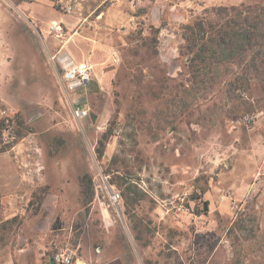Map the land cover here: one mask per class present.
<instances>
[{
	"label": "rangeland",
	"instance_id": "374dc122",
	"mask_svg": "<svg viewBox=\"0 0 264 264\" xmlns=\"http://www.w3.org/2000/svg\"><path fill=\"white\" fill-rule=\"evenodd\" d=\"M128 1L85 0L68 25L66 47L94 66L73 122L46 31L63 13L0 0V115L26 126L5 156L0 264H50L60 248L73 264H264V68L231 97L180 54L183 24L255 0ZM130 183L141 198L126 206Z\"/></svg>",
	"mask_w": 264,
	"mask_h": 264
},
{
	"label": "trees",
	"instance_id": "16d2710c",
	"mask_svg": "<svg viewBox=\"0 0 264 264\" xmlns=\"http://www.w3.org/2000/svg\"><path fill=\"white\" fill-rule=\"evenodd\" d=\"M181 35L184 44L180 54L186 57L191 77L223 82L227 94L232 97L239 87L248 86L251 78L259 76L264 68V0L212 6L204 14L183 24ZM245 102L248 104L243 110L249 113L251 103ZM110 125L97 140L98 157L102 156L104 139L111 133ZM7 126L15 137L3 142L2 131ZM25 133L26 126L21 116H0V151L11 149ZM126 190L122 193L126 206L141 198L136 195L133 184L127 185ZM202 204L206 211L208 202L203 201Z\"/></svg>",
	"mask_w": 264,
	"mask_h": 264
},
{
	"label": "built area",
	"instance_id": "2783aa9c",
	"mask_svg": "<svg viewBox=\"0 0 264 264\" xmlns=\"http://www.w3.org/2000/svg\"><path fill=\"white\" fill-rule=\"evenodd\" d=\"M84 1L85 0H51V5L63 13L74 14L80 11ZM118 1L120 0H109L110 4H114ZM128 4L130 7H133L135 0H129ZM100 13L101 12L98 13L97 17L102 14ZM46 31L60 42L57 50L58 55H52L50 58L55 60L54 71L56 73L57 84L70 102L71 118L73 122H80L88 116L89 111L82 105L80 100L73 98L72 95L76 93V91L86 88L90 83L93 76V66L89 62L77 64L70 55L60 50L62 45L67 41V29L62 23H49ZM9 110L11 109L1 111L0 116L7 115ZM14 137V132L7 126L4 129L3 141L8 142L14 139ZM258 184L259 182H254L250 190L255 192L256 188L259 186ZM119 197L120 195L118 192L111 191V199L113 201H116ZM51 260L53 264H73L72 251L68 248H60L52 255Z\"/></svg>",
	"mask_w": 264,
	"mask_h": 264
},
{
	"label": "crops",
	"instance_id": "0c3cea01",
	"mask_svg": "<svg viewBox=\"0 0 264 264\" xmlns=\"http://www.w3.org/2000/svg\"><path fill=\"white\" fill-rule=\"evenodd\" d=\"M21 5V4H20ZM19 5V6H20ZM20 8V7H19ZM51 9H54V10H57L55 7H53L52 5H51ZM59 11V10H58ZM59 12H61V11H59ZM61 13H63V12H61ZM102 14H104V12H101ZM100 13V14H101ZM67 14H71V13H63L59 18H54V17H51V23H62L64 26H65V28L66 29H68V25L69 24H72L73 22L75 23V21L74 20H76V21H80V20H82V19H84V17L83 16H81L80 15V11H78L77 13H74V15H68V16H66ZM102 14L100 15V16H102ZM98 15V14H97ZM26 16H28V18H32L29 14H27ZM100 16H98V17H100ZM66 43H67V41L62 45V47L60 48V50L62 51V52H64V53H66V54H68V55H70L71 56V58L74 60V62L75 63H77V64H80V63H83V62H89V63H91L92 64V66H93V63L92 62H90L88 59H86V60H77L74 56H73V54H72V52L69 50V48H67L66 47ZM93 72H94V66H93ZM75 94V93H74ZM73 94V95H74ZM73 95H72V97H73ZM82 105H84V104H82ZM85 106V105H84ZM9 151H11V149H8V150H5V151H0V158H2V157H4L3 158V162L0 164V167H2L3 166V168L4 169H0V191H3V192H5V190H6V187H4L3 186V183H4V180H3V178H2V173L4 172V173H9V170L8 169H5L6 167L8 168V167H10L11 168V162L10 163H8V162H6V158H5V156L9 153ZM9 183H11V187H13V186H15L16 185V182H17V180H15L14 178L13 179H11L10 181H8ZM50 262H52V260H50L49 261V263Z\"/></svg>",
	"mask_w": 264,
	"mask_h": 264
},
{
	"label": "water",
	"instance_id": "95a60500",
	"mask_svg": "<svg viewBox=\"0 0 264 264\" xmlns=\"http://www.w3.org/2000/svg\"><path fill=\"white\" fill-rule=\"evenodd\" d=\"M51 264H53V263L51 262Z\"/></svg>",
	"mask_w": 264,
	"mask_h": 264
}]
</instances>
